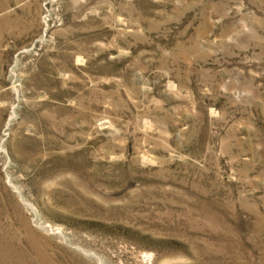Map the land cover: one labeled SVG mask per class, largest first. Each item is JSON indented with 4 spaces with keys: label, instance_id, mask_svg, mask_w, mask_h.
I'll list each match as a JSON object with an SVG mask.
<instances>
[{
    "label": "rangeland",
    "instance_id": "1",
    "mask_svg": "<svg viewBox=\"0 0 264 264\" xmlns=\"http://www.w3.org/2000/svg\"><path fill=\"white\" fill-rule=\"evenodd\" d=\"M0 264H264V0H0Z\"/></svg>",
    "mask_w": 264,
    "mask_h": 264
}]
</instances>
